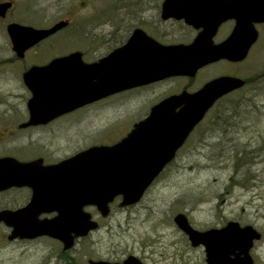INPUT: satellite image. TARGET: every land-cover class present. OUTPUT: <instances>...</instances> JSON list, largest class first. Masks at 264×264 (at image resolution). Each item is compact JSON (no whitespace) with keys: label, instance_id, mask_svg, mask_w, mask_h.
<instances>
[{"label":"flooded vegetation","instance_id":"obj_1","mask_svg":"<svg viewBox=\"0 0 264 264\" xmlns=\"http://www.w3.org/2000/svg\"><path fill=\"white\" fill-rule=\"evenodd\" d=\"M220 12L213 8L212 0H0V159L30 164L41 175L43 170L97 145H82L84 134L70 144L69 133L81 110L134 91L141 92L140 98L148 99V109L114 143L148 118L151 109L166 98L185 91L196 92L220 76L239 77L245 84L219 98L215 105L255 103L259 93L256 81L237 72H226L201 82L199 74L207 65L194 76L153 80L56 113L64 109L60 86H69L71 77L69 66H51L56 59L73 55L80 56L81 64H93L131 45L135 53L150 57L156 66L165 55L164 48L193 43L209 32L221 17ZM235 25L233 18L222 21L213 36L214 43L226 40ZM53 28L51 33L42 35ZM256 29L259 38L248 58L261 39L264 23L257 24ZM246 60L222 59L214 64L241 66ZM177 80L186 83L181 88L167 89ZM206 125L203 120L195 127L178 154L199 129L207 132L213 126ZM35 179L39 182L36 186L25 183L0 189V264L119 263L132 255H119L110 240L103 245L102 233L110 229L106 222L113 215V207L121 206V196L110 204L107 216L96 205H84L82 215L77 204L66 200L70 181L67 171L62 176L42 175ZM69 205L72 209H68ZM84 212L89 213L91 222L97 223L88 232L82 231ZM175 228V236L160 240L159 249L152 248L153 242L147 244L140 257L145 264H264V207L245 214L237 211L222 223L205 228L195 227L200 231L221 230L208 235L209 249L205 244L194 245L187 233L177 225Z\"/></svg>","mask_w":264,"mask_h":264},{"label":"water","instance_id":"obj_2","mask_svg":"<svg viewBox=\"0 0 264 264\" xmlns=\"http://www.w3.org/2000/svg\"><path fill=\"white\" fill-rule=\"evenodd\" d=\"M212 1L213 8L220 9L222 15L209 32L189 45L164 48L165 55L156 66L152 65L150 57L135 53L131 45L93 64H81L80 56L73 55L56 59L51 66H69L71 76L69 86H60L64 109L56 113L71 111L153 80L194 76L200 68L220 59L235 62L245 59L259 37L255 24L264 23V0ZM218 13L217 10L215 15ZM231 18L236 20L231 35L221 43H214L213 36L220 23ZM53 30L43 31L42 35ZM244 84L245 81L238 77L222 76L194 93L185 91L172 95L155 105L150 116L137 123L121 141L113 145L91 146L60 165L43 170L41 175L30 168V164L2 158L0 189L25 183L36 186L39 184L36 183L37 176H62L67 171L70 181L66 186L69 193L66 200L77 204L82 215L84 205H96L102 215L107 216L109 204L118 196H122L121 206L138 203L215 102ZM54 103L61 104L60 101ZM68 209L72 206L69 205ZM84 215L82 231L95 229L97 223L90 221L89 213L84 212ZM174 221L194 245H207L208 235L221 231L194 229L185 213H178ZM206 247L209 249L208 245ZM91 264L144 263L130 255L121 263L92 261Z\"/></svg>","mask_w":264,"mask_h":264},{"label":"rangeland","instance_id":"obj_3","mask_svg":"<svg viewBox=\"0 0 264 264\" xmlns=\"http://www.w3.org/2000/svg\"><path fill=\"white\" fill-rule=\"evenodd\" d=\"M226 72H237L256 81L259 93L255 103H244L253 104L244 107L248 114L231 115L228 119L231 130L220 136L199 129L139 204L113 207V215L106 222L110 229L102 233L103 245L110 240L119 255L131 253L142 258L149 242H153L152 248L156 250L165 236V239L175 236L173 217L178 212H185L195 227L205 228L222 223L237 211L245 214L264 207V30L243 65H209L198 79L202 82ZM185 83L173 81L167 89L181 88ZM140 94V91L121 94L81 110L80 116L73 119L70 144L83 134L85 147L117 141L148 109V99L140 98ZM235 150H241L242 156L252 151L248 162L251 164L241 167L240 161H232L231 155L234 158L235 153H241ZM243 176L248 180L242 181Z\"/></svg>","mask_w":264,"mask_h":264},{"label":"trees","instance_id":"obj_4","mask_svg":"<svg viewBox=\"0 0 264 264\" xmlns=\"http://www.w3.org/2000/svg\"><path fill=\"white\" fill-rule=\"evenodd\" d=\"M247 105H253V104H244V103H242V104L241 103H230V104L226 103V104H224L222 102V103L216 105L215 108L211 112L212 113L211 117L207 118V121H206L207 127L210 126L212 123L213 126H210V129H211V127H214V128L212 130L208 129L207 132L209 134L210 133L211 134L216 133L219 136L223 133L229 132L231 130V124H230V121L228 124V119L231 117V115H247L249 111L245 110V108H244ZM204 138H206V136H204ZM191 140H192V138H191ZM237 151L241 152V150H235V152H237ZM251 153H252V151L246 152V154L243 156H242V152L241 153H235L234 158L232 157V155L230 157H231L232 161L233 160L234 161L236 160L237 162L240 161L241 162L240 166L244 167L246 164H251V163H248L251 161V156H250ZM236 168L237 167H234V170ZM240 178L242 181L248 180V178L245 176L240 177ZM232 179H235V178H232ZM230 183H231V181H230ZM242 185H245L244 182H242Z\"/></svg>","mask_w":264,"mask_h":264}]
</instances>
